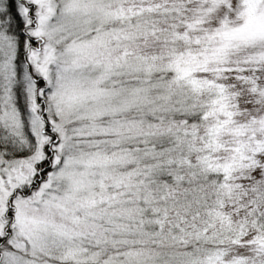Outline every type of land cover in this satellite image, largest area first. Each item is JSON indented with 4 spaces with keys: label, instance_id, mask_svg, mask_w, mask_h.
Here are the masks:
<instances>
[{
    "label": "snow or ice",
    "instance_id": "snow-or-ice-1",
    "mask_svg": "<svg viewBox=\"0 0 264 264\" xmlns=\"http://www.w3.org/2000/svg\"><path fill=\"white\" fill-rule=\"evenodd\" d=\"M0 264H264V0H0Z\"/></svg>",
    "mask_w": 264,
    "mask_h": 264
}]
</instances>
